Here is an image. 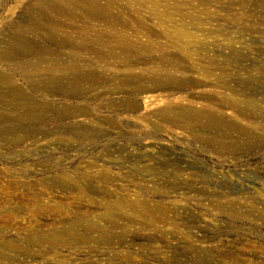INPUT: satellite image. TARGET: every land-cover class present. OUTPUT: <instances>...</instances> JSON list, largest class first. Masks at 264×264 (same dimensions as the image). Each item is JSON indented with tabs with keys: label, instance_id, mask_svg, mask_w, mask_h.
<instances>
[{
	"label": "rangeland",
	"instance_id": "obj_1",
	"mask_svg": "<svg viewBox=\"0 0 264 264\" xmlns=\"http://www.w3.org/2000/svg\"><path fill=\"white\" fill-rule=\"evenodd\" d=\"M0 78V264H264V0H0Z\"/></svg>",
	"mask_w": 264,
	"mask_h": 264
},
{
	"label": "bare ground",
	"instance_id": "obj_2",
	"mask_svg": "<svg viewBox=\"0 0 264 264\" xmlns=\"http://www.w3.org/2000/svg\"><path fill=\"white\" fill-rule=\"evenodd\" d=\"M0 86L5 87L8 91L12 92L11 88L9 87V82H8V80L6 78H0ZM184 111H185V113H188V114H195L197 117H201L202 113H203V110L193 111L191 109H185ZM29 112L30 111H27V115L31 116L33 113H29ZM169 112H170V109L169 110H165V111L160 110L159 114L161 115L162 119L171 120L168 117ZM207 117L209 118V121H210L211 126L213 128H216V129L220 130L221 126L224 125L223 117H222V114L219 111V109H210L209 112H208ZM3 119H15V116L0 115V120H3ZM17 119L18 118H16V120ZM224 128L228 129V125L227 124L224 125Z\"/></svg>",
	"mask_w": 264,
	"mask_h": 264
}]
</instances>
